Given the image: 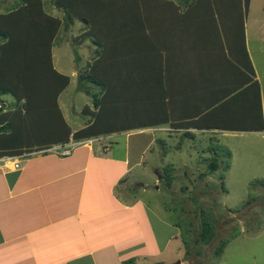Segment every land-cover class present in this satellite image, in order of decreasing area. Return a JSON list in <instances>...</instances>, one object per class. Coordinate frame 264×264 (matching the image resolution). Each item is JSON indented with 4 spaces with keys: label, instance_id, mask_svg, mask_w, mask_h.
Here are the masks:
<instances>
[{
    "label": "crops",
    "instance_id": "1",
    "mask_svg": "<svg viewBox=\"0 0 264 264\" xmlns=\"http://www.w3.org/2000/svg\"><path fill=\"white\" fill-rule=\"evenodd\" d=\"M171 1L143 3L142 24L158 39L159 66L151 77L134 72L144 82H128L142 88L144 97L158 93L153 109L146 101L131 111L120 107L118 86L101 60L94 66L98 105L87 112L122 115L128 128L83 138L66 156L41 152L43 146L0 156V264H184L179 229L159 204L161 175L153 171L165 154L156 153L154 143L177 130L259 135L264 101L245 21L252 76L241 23L215 26L205 0ZM259 108L263 129L254 130ZM192 119L207 125L197 130L176 124ZM117 132L123 137L108 140ZM159 145L161 151L166 147Z\"/></svg>",
    "mask_w": 264,
    "mask_h": 264
},
{
    "label": "rangeland",
    "instance_id": "2",
    "mask_svg": "<svg viewBox=\"0 0 264 264\" xmlns=\"http://www.w3.org/2000/svg\"><path fill=\"white\" fill-rule=\"evenodd\" d=\"M17 1L0 0V13L7 11L8 7ZM42 3L50 14L58 18L63 17L62 10L53 4V0H42ZM130 7L129 2L126 1L118 11L120 12L118 16L130 15ZM229 9L230 6H226V3L218 4L211 12V22H214L215 26L221 24L227 27L228 18L236 17L233 10L228 11ZM236 10L241 12L242 21H245L248 49L260 75L264 101V0H250L246 9L239 4L236 5ZM63 26L62 24L53 41L52 63L58 72L68 75L69 83L59 94L58 103L69 126L77 128L81 127L91 115L83 111L82 107L86 104L93 109L92 94L98 95L93 83L85 80L79 82L80 78L78 80L79 73L84 74L87 62L93 61L92 55L96 46L83 33L84 22L80 19H74L69 28ZM106 29L109 31L108 28ZM105 37L108 38L106 42L111 39L108 34ZM181 38L184 39L182 35L179 36V40ZM127 43L121 45L118 41L119 50L115 53L114 49L113 55H111L112 49L108 48V52L104 54L107 62L103 65L107 74L114 77V85L118 86L120 107L131 111L146 101V106L152 108L158 93H153L155 96L144 97L142 88L131 86L132 83L128 82L131 79L132 82L146 80L135 79L132 76L135 71H139L140 77L148 72L151 77L157 72L158 48L155 43L151 47H144L140 43L134 46ZM225 44L226 42H223V46H226ZM150 50L152 59L149 58ZM156 88L159 91V85ZM85 90L90 94L85 93ZM133 97L142 98L134 102ZM0 99L3 107H13L14 97L10 93L0 94ZM177 122L178 126L184 123ZM148 124L155 123L150 121ZM173 132H168V136L162 142L156 139L155 152L165 156L163 159L157 158L161 166L155 164L157 168H154L153 172L156 177V172L162 175V181L160 179L157 181L160 189L165 177L171 174L174 176L171 185L160 190L158 197L159 204L164 205L162 215L168 222H174L179 229L178 238L184 250L181 255L184 264H264V187L260 183L264 182V132L255 136L250 134L217 136L219 143L230 150L231 157L229 171L222 172L221 164L214 173H205L207 162L212 157L211 154L203 152L204 148L211 145L209 134L195 133V138H187L184 131L177 130L175 135ZM105 135L98 136L105 137ZM121 137H123L122 133L117 132L114 138L108 140L113 141L117 138L119 140ZM163 142L166 147L164 146L161 151L159 144ZM199 173H205L201 180L198 177ZM220 175H223L224 190L221 187ZM206 218L215 225V237L208 242L195 241L199 234L200 223ZM227 238L228 242L222 252L216 256L214 253L216 245Z\"/></svg>",
    "mask_w": 264,
    "mask_h": 264
},
{
    "label": "trees",
    "instance_id": "3",
    "mask_svg": "<svg viewBox=\"0 0 264 264\" xmlns=\"http://www.w3.org/2000/svg\"><path fill=\"white\" fill-rule=\"evenodd\" d=\"M126 1L131 6L130 15L118 16V11ZM145 1L148 0H53V4L64 14L60 17L62 20L46 11L42 0H18L11 4L7 11L0 13V94L10 93L14 97L13 107L9 108L3 107L0 99V156L20 154L26 149L63 143L70 138L80 140L130 126L122 115L115 116L107 112V115L103 116L101 112L92 110L88 122L72 131L58 103V96L68 85L69 78L54 68L51 48L62 24L63 27L69 28L74 19L83 21V33L96 48L92 55L93 61L87 62L84 74L79 73L78 80L80 78L79 82L85 80L98 85L99 79L95 77L94 66L101 60L103 64L107 62L105 52H108V48H117L119 40L121 45L128 42L127 44L132 46L140 43L144 47H151L155 43L157 47L158 39L148 34L142 24L147 20L143 6ZM166 1L172 3L171 0ZM205 1L210 2L213 9L218 4L226 3V6H230L228 11L233 10L235 13V19L228 18L227 21L241 23L239 33L242 52L245 55L247 70L252 76V67L244 47V23L242 15L236 10V5L239 4L246 9L250 0ZM112 28L114 30H111ZM106 34L111 37L108 42ZM104 42L106 43L103 44ZM85 93L90 94L86 90ZM97 101L96 96L92 94L94 107L98 105ZM88 108V105H84L82 110L87 112ZM205 125L207 123H203L201 119L187 120L181 124L182 127L199 130L205 128L201 127ZM252 128L263 129L260 108L257 125ZM184 134L186 137L192 134L195 138V134L190 131ZM209 139L211 145L204 148L203 152L211 154L212 157L207 162L205 173H214L221 164L222 172L227 171L230 167V150L219 143L216 134H209ZM205 173H199L200 180ZM173 178L172 174L165 177V186L162 185V189L170 186ZM220 179L224 190L223 175H220ZM260 183L264 187V182ZM214 226L209 218L203 219L195 241L213 240L216 233ZM227 242L228 238L219 241L214 249L216 256L220 255Z\"/></svg>",
    "mask_w": 264,
    "mask_h": 264
},
{
    "label": "built area",
    "instance_id": "4",
    "mask_svg": "<svg viewBox=\"0 0 264 264\" xmlns=\"http://www.w3.org/2000/svg\"><path fill=\"white\" fill-rule=\"evenodd\" d=\"M81 142L74 139H69L67 142L55 143L42 147L41 152H50L61 156H66L70 153L71 149L80 144ZM38 151V152H40Z\"/></svg>",
    "mask_w": 264,
    "mask_h": 264
},
{
    "label": "clouds",
    "instance_id": "5",
    "mask_svg": "<svg viewBox=\"0 0 264 264\" xmlns=\"http://www.w3.org/2000/svg\"><path fill=\"white\" fill-rule=\"evenodd\" d=\"M70 139H72V138H70ZM75 140V139H74ZM79 141V140H78Z\"/></svg>",
    "mask_w": 264,
    "mask_h": 264
}]
</instances>
